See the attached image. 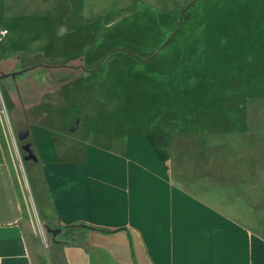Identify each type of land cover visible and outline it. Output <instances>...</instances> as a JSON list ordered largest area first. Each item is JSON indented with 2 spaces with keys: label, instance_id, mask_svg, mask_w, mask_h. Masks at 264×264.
Segmentation results:
<instances>
[{
  "label": "rangeland",
  "instance_id": "rangeland-1",
  "mask_svg": "<svg viewBox=\"0 0 264 264\" xmlns=\"http://www.w3.org/2000/svg\"><path fill=\"white\" fill-rule=\"evenodd\" d=\"M48 115L167 134L176 177L264 236V0H0V126L24 164Z\"/></svg>",
  "mask_w": 264,
  "mask_h": 264
},
{
  "label": "crops",
  "instance_id": "crops-1",
  "mask_svg": "<svg viewBox=\"0 0 264 264\" xmlns=\"http://www.w3.org/2000/svg\"><path fill=\"white\" fill-rule=\"evenodd\" d=\"M121 125L45 116L27 127L26 164L0 126V264H264V236L176 177L167 134ZM47 225L92 230L54 244Z\"/></svg>",
  "mask_w": 264,
  "mask_h": 264
},
{
  "label": "trees",
  "instance_id": "trees-1",
  "mask_svg": "<svg viewBox=\"0 0 264 264\" xmlns=\"http://www.w3.org/2000/svg\"><path fill=\"white\" fill-rule=\"evenodd\" d=\"M43 68L48 72L81 69V67L76 66L75 63H66L65 65L53 66V67L35 66L26 69V71L21 75H26L31 71H35L37 69H43ZM9 77L13 78L14 80L17 79L16 78L17 76L12 77L10 75L6 76L5 78H9ZM5 78L3 80H5ZM5 86L7 91L10 92L11 88L9 87V85L6 83ZM45 228L50 241L54 244H83L84 233H86L89 230H92L90 227H86L85 225H70L65 227H53L47 225Z\"/></svg>",
  "mask_w": 264,
  "mask_h": 264
},
{
  "label": "water",
  "instance_id": "water-1",
  "mask_svg": "<svg viewBox=\"0 0 264 264\" xmlns=\"http://www.w3.org/2000/svg\"><path fill=\"white\" fill-rule=\"evenodd\" d=\"M102 62H100V65H101ZM28 69V68H27ZM26 71V69L24 70H20V71H16V72H12V73H9L7 75H1V79H4L6 76H12V77H15V76H18V75H21L22 73H24Z\"/></svg>",
  "mask_w": 264,
  "mask_h": 264
}]
</instances>
